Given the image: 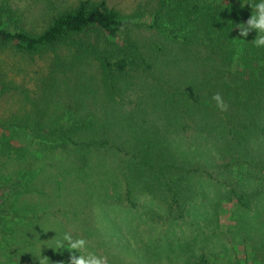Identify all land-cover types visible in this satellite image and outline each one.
Wrapping results in <instances>:
<instances>
[{"label":"trees","instance_id":"obj_1","mask_svg":"<svg viewBox=\"0 0 264 264\" xmlns=\"http://www.w3.org/2000/svg\"><path fill=\"white\" fill-rule=\"evenodd\" d=\"M157 1L149 27L167 20L175 31L186 30L183 41L188 54L185 59L194 74L192 71L182 76L176 73L163 81L156 77L155 71L150 72L154 65L142 56L138 43L121 37L130 27L145 25L148 28V22H139L135 14L120 13L105 0H80L53 15L40 32L17 27L10 22V10L0 6V51L11 49L31 56L53 52L55 71L54 76H50L52 85L48 83L47 87L53 86L57 95L60 83H69L68 93L84 95V102L93 96L91 104L103 101L111 112L99 118L95 113L79 115L71 107L62 110L58 104L49 102L47 105L49 92L45 89L34 102L35 107L24 112L22 118L9 124L0 122V156L14 149L30 156L28 161L20 162L16 175L1 179L7 180L1 182L5 185L0 188L2 206L10 199L15 204L21 191L38 183L41 177L55 185L58 193L65 177L75 176L92 198L107 195V192L100 193L105 179L101 176L102 165L97 155L124 153L125 163L116 165L110 180L113 191L122 176L125 193L119 196L118 202H126V212L136 207L138 196L150 194L166 204L167 216L180 219L192 198L190 179L195 174H211L196 164L198 160L194 162L196 155L186 156L189 154L175 143L173 136L178 135L179 130L189 129L208 142L215 136L223 142L221 151H228L226 158L238 162L242 150L264 134L259 117L264 107V66L257 65L264 59V50L252 46L255 30L240 37L238 27L246 25L254 12L251 5L257 0ZM195 42L202 48L193 49L202 58L189 54L193 45L198 46ZM60 49H67L68 57H60ZM85 64L95 67L97 84L95 79L93 81L97 88L100 85L102 99L92 94L91 82L83 79ZM138 71L142 77L162 82V86L158 89L153 86L150 96L131 98L129 79L134 75L131 73ZM68 75L74 79L73 83ZM5 89V82L0 79V94ZM215 94L223 98L226 110L216 107L211 99ZM244 110L250 112L247 123L241 121ZM118 134H126V140L119 142ZM112 136L117 137L118 145ZM48 150L62 155L57 172L55 161L46 156ZM53 167L55 172L51 170ZM233 195L244 208H249L251 198L248 195L234 190ZM113 196L107 195L106 199L111 200ZM112 204L117 203H99L97 218L107 217L104 212H108ZM20 211L22 215L16 212L10 217L0 214V236L6 245L20 235L39 239L45 232L41 218L27 231L28 207L20 206ZM78 214L84 227L95 229L94 222L89 225L80 210ZM98 238L102 236L98 234ZM70 253L71 257L77 255L71 249ZM198 264L208 262L201 256Z\"/></svg>","mask_w":264,"mask_h":264},{"label":"rangeland","instance_id":"obj_2","mask_svg":"<svg viewBox=\"0 0 264 264\" xmlns=\"http://www.w3.org/2000/svg\"><path fill=\"white\" fill-rule=\"evenodd\" d=\"M78 1L0 0V6L10 10V22L17 27L28 32H40L53 15L74 6ZM105 1L124 15L135 14L139 16V22H148V28L145 25L130 27L121 37H129L138 43L142 56L154 65V70L150 72L155 71L156 77L163 81L176 73L178 76L190 71L194 74L195 71L185 59L188 54L184 51L186 44L183 41L186 30L175 31L167 20L158 21V26L149 27L157 0ZM195 43L198 46L193 45L189 54L202 58L193 49L200 46ZM59 53L60 57H68L67 49H60ZM54 58L51 51L33 56L11 49L0 51V79L6 84V89L0 94V122L9 124L22 118L24 112L35 107L34 102L45 89L49 92L47 105L51 102L60 105L62 110L67 106L76 109L79 115H84V112L95 113L99 118L111 114L103 101L91 104L93 96L84 102V95L71 91L68 93L69 83L61 82L59 93L54 94L52 82H49L50 76H54ZM257 65L264 66V59ZM150 72L148 76H151ZM82 73L83 79L91 82L92 94L96 93L101 98V87L99 85L97 88L93 81L95 79L97 84L94 65L85 64ZM131 74H134L129 79L131 98L146 94L150 96L153 86L157 89L162 86V82L156 79L140 76L139 71ZM67 78L74 82L69 75ZM48 83H51L49 87ZM241 116V121L247 123L250 112L244 110ZM154 117L157 120L156 114ZM259 117L264 125V107ZM178 132V135L173 136L175 143L189 154L186 156L196 155L194 162L198 160L196 164L211 174H195L190 179L192 198L182 218L167 216L166 204L150 194L138 196L136 207L126 212V202H118L119 196L125 193L122 176L113 191V182L110 180L116 165L125 163L124 153L97 155L102 165L101 176L105 179L102 185L105 187L100 193L113 194V198L108 200L107 195H94L98 200L92 198L90 191L86 192L85 186L75 176H72L74 179L65 177L60 183L62 190L58 193L55 185L41 177L38 183L21 191L15 204L11 203V199L4 206L0 204V214L2 212L4 216L10 217L16 212L22 215L20 206L28 207L30 219L25 221L26 226L29 225L27 231L41 218L45 232L39 239L20 235L11 240L9 245L2 243L0 236V264H71L70 249L55 250V241L64 233L87 242L85 249L77 255L92 252L105 258V264H198L201 256L208 264H264V134L245 147L236 162L226 158L227 150L221 151V139L212 136L210 142L201 140L199 133L193 129ZM118 136L119 142L126 140V134ZM112 137L118 145L117 137ZM46 154L55 161L57 172L56 166L61 164L62 155L49 150ZM29 158L19 149L0 156V188L5 186L2 183L7 182L1 179L16 175L20 162L28 161ZM188 158L190 160L191 157ZM51 170L54 171V167ZM68 180L72 183H68ZM233 190L251 198L249 208H244L237 201ZM105 201L117 204L110 205L108 212H104L107 217L97 218L98 205ZM79 210L86 216L87 224L94 222V230L83 226ZM98 234L102 238H98Z\"/></svg>","mask_w":264,"mask_h":264},{"label":"clouds","instance_id":"obj_3","mask_svg":"<svg viewBox=\"0 0 264 264\" xmlns=\"http://www.w3.org/2000/svg\"><path fill=\"white\" fill-rule=\"evenodd\" d=\"M253 14L247 20L246 25H238L240 37H246L251 30H255L256 36L252 40V46L257 50H264V0H257L254 5ZM245 41L244 39H240ZM216 107L220 110H226L227 105L219 94H215L212 98ZM87 242L82 239H74L71 235L64 233L55 241V250L71 249L75 253H80L85 249ZM71 264H105V258L97 256L95 253L78 254L71 257Z\"/></svg>","mask_w":264,"mask_h":264}]
</instances>
